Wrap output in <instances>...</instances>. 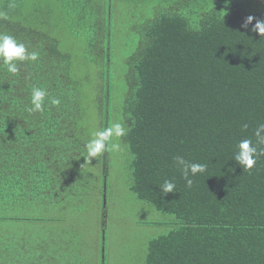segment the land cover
<instances>
[{
	"label": "trees",
	"instance_id": "16d2710c",
	"mask_svg": "<svg viewBox=\"0 0 264 264\" xmlns=\"http://www.w3.org/2000/svg\"><path fill=\"white\" fill-rule=\"evenodd\" d=\"M112 1L15 0L10 9L11 0H0V13H7L0 33L39 52L15 76L0 62V227L34 226L26 236L0 228V264H47L55 256L36 229L46 219L20 214L51 209L61 195L80 191L89 62L105 80L93 91L100 128L110 123L114 92L116 121L129 129L122 139L131 191L175 218L149 242L144 264H264V157L250 173L234 160L237 144H255L254 130L264 123V38L251 30L255 22L242 27L248 16L264 20V2H148L153 9L138 46L121 60ZM32 87L49 93L43 112L26 111ZM52 97L61 104L51 105ZM177 155L207 165L191 177V188L174 164ZM165 180L175 193L161 192Z\"/></svg>",
	"mask_w": 264,
	"mask_h": 264
},
{
	"label": "rangeland",
	"instance_id": "374dc122",
	"mask_svg": "<svg viewBox=\"0 0 264 264\" xmlns=\"http://www.w3.org/2000/svg\"><path fill=\"white\" fill-rule=\"evenodd\" d=\"M148 2L155 0L111 2L112 39L120 47V51L114 48V53L118 56L123 53L121 60L128 57L125 56L127 52H134L138 46L139 32L148 21L149 10L153 9ZM77 44L78 48L85 45L83 41ZM84 68L89 80L87 93L90 92V95H87L85 106L89 112L87 128L90 140L96 131L101 130L97 96L93 91L103 86L105 80L98 77L99 69L94 63H86ZM115 84L120 85V80ZM121 94L122 90L117 89V95L121 97ZM115 100L113 92L110 122H117L119 117L115 110L119 101ZM117 142L121 144L120 151L93 158L87 165L84 158L86 154L83 156L81 167L85 175L78 194L68 193L67 198L65 194L61 195L63 200L51 209L43 207L21 211V217L31 215L46 219L45 222L37 223L40 226L36 229L38 234L41 231L40 237L45 239L49 252L55 255L46 259L47 264H101L102 261L104 264H144L149 242L171 229L170 224L175 219L173 216L139 200L131 191V156L124 140ZM9 223L7 227L2 224L1 230L26 236L34 229L27 222ZM41 250L43 255L45 248Z\"/></svg>",
	"mask_w": 264,
	"mask_h": 264
},
{
	"label": "clouds",
	"instance_id": "9594fccd",
	"mask_svg": "<svg viewBox=\"0 0 264 264\" xmlns=\"http://www.w3.org/2000/svg\"><path fill=\"white\" fill-rule=\"evenodd\" d=\"M264 2V0H261ZM16 7L15 0H11L9 8ZM0 18H7V13H0ZM252 31L264 38V20L248 16L242 25L245 29L253 25ZM39 60V52L29 51L26 45L17 40L13 35L0 33V62L11 75H18L20 72L21 62H37ZM49 96L46 89L40 87H32L31 89V107L26 109L30 114L35 112H43L45 100ZM49 103L53 106H59L61 100L55 97L49 99ZM247 125H244L245 130ZM129 129L121 122H110L107 127L96 131L92 138L85 144L86 165L91 163L93 158L100 157L105 153L118 152L121 144L117 141L128 135ZM255 144L252 139H243L237 144V151L234 160L244 169L245 172H251L257 164L260 157H264V123H259L254 130ZM174 164L182 172L186 181V186L191 188L195 177L198 174H204L207 171V165L202 163H191L182 156H175ZM176 185L170 180H165L160 186L161 192L166 196L169 193H175Z\"/></svg>",
	"mask_w": 264,
	"mask_h": 264
}]
</instances>
